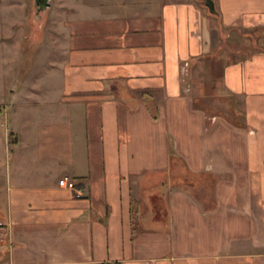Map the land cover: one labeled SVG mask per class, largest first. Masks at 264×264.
<instances>
[{
  "label": "crops",
  "instance_id": "crops-1",
  "mask_svg": "<svg viewBox=\"0 0 264 264\" xmlns=\"http://www.w3.org/2000/svg\"><path fill=\"white\" fill-rule=\"evenodd\" d=\"M55 1L34 100L0 82V264H264V0Z\"/></svg>",
  "mask_w": 264,
  "mask_h": 264
},
{
  "label": "rangeland",
  "instance_id": "rangeland-1",
  "mask_svg": "<svg viewBox=\"0 0 264 264\" xmlns=\"http://www.w3.org/2000/svg\"><path fill=\"white\" fill-rule=\"evenodd\" d=\"M199 2L209 13L205 0H199ZM210 15L214 16L211 13ZM57 21L59 17L56 15L55 7L39 11L36 0H0V82L3 81L5 86L11 87L9 95L13 94L12 89L19 91L17 100L33 101L36 92L34 81L36 76L45 75L52 70L50 64L58 56L49 42L51 35L47 28ZM259 35L257 31L248 36L250 40H244V42L243 37L237 35L234 38L236 44L230 45L225 39L227 34L224 31L219 34L218 50L213 52L216 56L211 54L195 60L190 73V82L192 97L196 98L198 104L212 105L219 107L220 111L225 110L222 109L224 106L221 107L215 102V84L212 83L211 77L218 78L214 74L218 65L216 66V61L213 62L211 58L226 59L227 56L230 58L232 52H236L239 47L260 48L261 43L257 39ZM51 49L54 51L53 55L50 52ZM219 65L221 66L222 63ZM11 100L14 101L13 95ZM9 121H12V118L5 120L6 126L9 125Z\"/></svg>",
  "mask_w": 264,
  "mask_h": 264
},
{
  "label": "water",
  "instance_id": "water-1",
  "mask_svg": "<svg viewBox=\"0 0 264 264\" xmlns=\"http://www.w3.org/2000/svg\"><path fill=\"white\" fill-rule=\"evenodd\" d=\"M41 5L43 9H47L51 6V0H42L40 3L38 0H36V6ZM205 5L207 8H209V11L211 14L218 15L219 12L216 7V3L214 0H206Z\"/></svg>",
  "mask_w": 264,
  "mask_h": 264
},
{
  "label": "built area",
  "instance_id": "built-area-1",
  "mask_svg": "<svg viewBox=\"0 0 264 264\" xmlns=\"http://www.w3.org/2000/svg\"><path fill=\"white\" fill-rule=\"evenodd\" d=\"M76 182L73 181V179L69 178V177H64L59 181V185L62 187H66L68 189H72V190H76ZM80 192V191H79ZM3 223L0 221V232L4 229V227L2 226Z\"/></svg>",
  "mask_w": 264,
  "mask_h": 264
},
{
  "label": "flooded vegetation",
  "instance_id": "flooded-vegetation-1",
  "mask_svg": "<svg viewBox=\"0 0 264 264\" xmlns=\"http://www.w3.org/2000/svg\"><path fill=\"white\" fill-rule=\"evenodd\" d=\"M40 1H42V0H38V2L40 3ZM38 10L40 11V10H43V11H45L46 9H43L42 7H41V5L39 4L38 6Z\"/></svg>",
  "mask_w": 264,
  "mask_h": 264
}]
</instances>
